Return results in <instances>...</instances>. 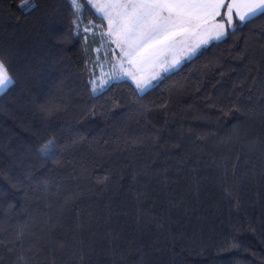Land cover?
Masks as SVG:
<instances>
[{
  "label": "trees",
  "instance_id": "obj_1",
  "mask_svg": "<svg viewBox=\"0 0 264 264\" xmlns=\"http://www.w3.org/2000/svg\"><path fill=\"white\" fill-rule=\"evenodd\" d=\"M79 2L0 0V264H264V11L94 92Z\"/></svg>",
  "mask_w": 264,
  "mask_h": 264
},
{
  "label": "rangeland",
  "instance_id": "obj_2",
  "mask_svg": "<svg viewBox=\"0 0 264 264\" xmlns=\"http://www.w3.org/2000/svg\"><path fill=\"white\" fill-rule=\"evenodd\" d=\"M91 5L106 23V27L102 28L106 38L98 49L99 73L92 82L93 88L95 87L94 92L102 90L113 81L123 79L130 80L143 92L151 87L154 81L164 72L180 65L178 64L180 62L178 57L161 58L152 54L154 51L155 54L158 53V49L151 50L150 46L153 41L155 42L154 38L161 35V32L158 34L159 30L162 29L159 19L155 18L156 27H153V22L150 19L147 24H144L135 32L130 33L128 31L127 22L129 18H134L135 13H143L148 11V9L137 8L136 11H133L130 7L128 10V15L130 14V16L127 17L125 14L128 7L124 0H92ZM231 23V19L227 20L226 29L223 28L224 31L220 30L213 34L212 39L218 40L222 38ZM92 29L93 27H90L88 31ZM209 40L206 39L205 41L209 43ZM201 45H198V47ZM193 52V50L185 51L183 52V57H191ZM3 91H0V93Z\"/></svg>",
  "mask_w": 264,
  "mask_h": 264
},
{
  "label": "crops",
  "instance_id": "obj_3",
  "mask_svg": "<svg viewBox=\"0 0 264 264\" xmlns=\"http://www.w3.org/2000/svg\"><path fill=\"white\" fill-rule=\"evenodd\" d=\"M117 1V0H116ZM228 2L225 14V20H219L218 16ZM126 4V3H125ZM126 16L130 7L133 11L137 8H146L153 12V16L159 19L161 28L158 34L161 35L154 38L155 42L150 46L151 50L158 49L152 53L158 57H183V52L193 50V54L201 47L207 44L206 39L212 41L213 34L220 30L226 29L227 20L234 18L239 19L240 16L245 17L244 20L261 12V6L255 0H199L196 4L190 5H140L134 8L132 4H126ZM230 8V11H229ZM254 13V14H253ZM224 31V30H223ZM207 36H209L207 38ZM211 36V37H210ZM158 41V42H157ZM202 44L200 47L198 45ZM192 54V55H193Z\"/></svg>",
  "mask_w": 264,
  "mask_h": 264
},
{
  "label": "snow or ice",
  "instance_id": "obj_4",
  "mask_svg": "<svg viewBox=\"0 0 264 264\" xmlns=\"http://www.w3.org/2000/svg\"><path fill=\"white\" fill-rule=\"evenodd\" d=\"M89 3L92 2V0H88ZM126 4H132L135 8L137 4L140 5H168V4H174V5H190V4H196L199 2V0H124ZM255 2L261 6V10L264 11V0H255ZM74 7H79L80 3L79 0H72ZM220 4H223V0H220ZM25 6L28 7H35L33 0H25ZM230 11V8H229ZM254 14V13H253ZM152 20L153 27H156V20L153 16V12L151 10L145 11L143 13H135L134 18L130 17L127 24H128V31L135 32L139 28H141L144 24H147L149 20ZM239 19L243 21L245 17L240 16ZM77 23H83L82 20H78ZM90 27H94L92 24V21H88V26L85 27V31H88ZM13 83V80L10 76L7 75V73L4 70V65L0 63V91H3L6 89L9 85ZM95 91V87L93 88ZM51 141H49V144L44 145L41 151L47 152L49 149V146L51 145Z\"/></svg>",
  "mask_w": 264,
  "mask_h": 264
}]
</instances>
